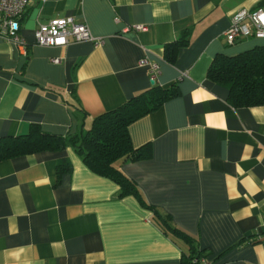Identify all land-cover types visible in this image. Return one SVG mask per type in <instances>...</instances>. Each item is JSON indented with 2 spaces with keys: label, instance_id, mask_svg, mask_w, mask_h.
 <instances>
[{
  "label": "crops",
  "instance_id": "0c3cea01",
  "mask_svg": "<svg viewBox=\"0 0 264 264\" xmlns=\"http://www.w3.org/2000/svg\"><path fill=\"white\" fill-rule=\"evenodd\" d=\"M262 4L30 0L19 19L26 46L0 36V137L31 124L83 135L95 116L151 87L152 64L156 83L177 94L128 127L146 156L120 170L141 200L120 196L72 146L0 161V264H182L189 246L162 221L212 264H264V104L233 107L207 77L216 54L264 43L227 45L222 35L237 10ZM63 16L85 21L102 42L34 44L39 23ZM185 31L187 45L167 61L166 45ZM58 166L69 168L58 174Z\"/></svg>",
  "mask_w": 264,
  "mask_h": 264
},
{
  "label": "trees",
  "instance_id": "16d2710c",
  "mask_svg": "<svg viewBox=\"0 0 264 264\" xmlns=\"http://www.w3.org/2000/svg\"><path fill=\"white\" fill-rule=\"evenodd\" d=\"M264 40V39H263ZM189 32L185 31L175 41L166 45L164 57L174 62L178 50L186 46ZM207 77L228 90L227 102L233 107L264 104V43L257 44L236 55L218 53L207 70ZM177 94L173 88H162L156 82L151 87L128 99L120 106L105 111L92 120L83 135L61 136L44 131L31 124L25 134L0 137V161L42 151H62L72 146L94 173L107 177L120 187V196L133 195L140 199L136 185L120 170V165L145 157V148L132 145L128 127L136 119L158 109L166 100ZM58 166V174L68 170ZM141 200V199H140ZM164 228L184 240L190 249L182 253V264L205 257L195 250L189 235L162 221Z\"/></svg>",
  "mask_w": 264,
  "mask_h": 264
},
{
  "label": "built area",
  "instance_id": "2783aa9c",
  "mask_svg": "<svg viewBox=\"0 0 264 264\" xmlns=\"http://www.w3.org/2000/svg\"><path fill=\"white\" fill-rule=\"evenodd\" d=\"M30 0H0V36L20 46H26V41L20 36L19 19L24 13ZM132 28L144 30L146 26L135 24ZM128 29V27L126 28ZM223 39L227 45H233L238 39H264V4L254 9H239L230 19L228 28L223 32ZM71 41L102 42L101 38L93 36L85 21H78L73 16L51 18L39 23L34 30V44L39 46L62 47ZM58 62L59 58H53ZM140 64H146L142 58ZM157 64L150 67V81L157 79ZM190 264H212L206 257L193 260Z\"/></svg>",
  "mask_w": 264,
  "mask_h": 264
}]
</instances>
